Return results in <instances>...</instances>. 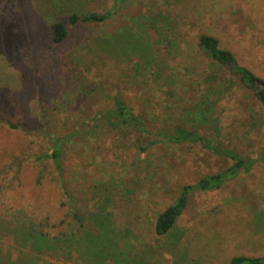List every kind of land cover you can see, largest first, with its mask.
<instances>
[{
  "label": "rangeland",
  "instance_id": "1",
  "mask_svg": "<svg viewBox=\"0 0 264 264\" xmlns=\"http://www.w3.org/2000/svg\"><path fill=\"white\" fill-rule=\"evenodd\" d=\"M5 3L0 264H231L234 257H264V104L199 47L201 36L214 37L264 79V0ZM72 14L108 18L71 26ZM57 21L70 34L53 46L50 25ZM115 99L136 121L113 129L101 118ZM178 130L204 137L207 146L181 135L174 141ZM55 141L63 143V176L47 158ZM226 150L250 168L212 190L197 189L206 175L232 166ZM186 187L185 209L170 233L158 236L157 217ZM101 209L110 251L99 254L100 242L91 249L84 238L96 232L92 214Z\"/></svg>",
  "mask_w": 264,
  "mask_h": 264
},
{
  "label": "trees",
  "instance_id": "2",
  "mask_svg": "<svg viewBox=\"0 0 264 264\" xmlns=\"http://www.w3.org/2000/svg\"><path fill=\"white\" fill-rule=\"evenodd\" d=\"M12 0H6V7L9 6ZM116 6L122 5L132 0H112ZM107 15H98V14H87L84 16H79L78 14H72L68 23L71 26L76 25L77 23L88 24V23H103L107 20ZM50 31L52 36L53 46L61 45L68 38L70 31L69 28L62 22H54L50 25ZM199 47L201 50L209 56L216 64L220 67L226 69L233 78L236 79L237 83L241 85L245 90L249 91L259 102L264 104V79L254 74L251 70L244 68L241 66L234 54L220 47V43L218 39L203 35L199 39ZM114 108L110 112L101 118L106 119V122L112 126L113 129L119 127H125L131 123L134 118L133 114L128 112V108L121 100H114ZM136 121V120H135ZM93 120L89 121L85 124L86 129H90L92 126ZM143 130V129H142ZM141 130V131H142ZM145 131V130H143ZM183 139L188 138V141L192 143H199L203 146H207L208 142L202 136L195 137L194 134L188 133L186 131L178 130L174 141L179 142V136ZM166 139V137H165ZM164 139V140H165ZM170 139V138H169ZM163 140V141H164ZM192 140V141H191ZM62 142L55 141V146L51 151V154L48 155L47 158L53 160L57 171L60 176H63V166L61 162L62 158ZM209 148V147H208ZM219 150V148H218ZM217 150V151H218ZM215 151V152H217ZM233 151L226 150L224 157H229L233 164L228 167L225 171L214 174V175H206V177L202 178L197 185V189L202 191H209L214 188V186L219 187L221 184L225 182V180H229V175H237L241 168L247 164L245 160L240 158L238 155L231 153ZM260 156L262 157L261 162L264 164V148L261 152ZM246 170L250 168L249 164ZM215 184V185H214ZM190 189V188H189ZM187 191L188 187L183 189V192L180 195V198L171 206H169L165 211H163L156 219L154 228L155 232L158 236H166L170 233V231L174 228L178 218L181 216L183 210L187 205ZM74 220H81L79 217V213H73ZM92 219L95 226L96 232H90L86 234L85 241L89 244V248H94L95 243L100 242V244L95 248L99 254L109 253L110 248L107 247L105 242L108 238L106 236L107 230L110 229L109 219L104 216L103 209H101L98 213L92 214ZM74 236L75 234L72 233ZM44 238L43 236H41ZM72 237V236H71ZM109 250V251H108ZM143 261L141 260L140 263ZM231 264H264V257L260 258H252L239 256L234 257L231 260Z\"/></svg>",
  "mask_w": 264,
  "mask_h": 264
}]
</instances>
